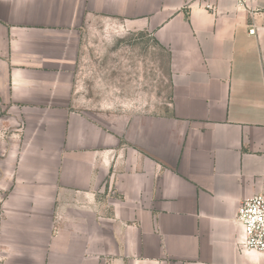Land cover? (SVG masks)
Segmentation results:
<instances>
[{
    "label": "crops",
    "instance_id": "crops-1",
    "mask_svg": "<svg viewBox=\"0 0 264 264\" xmlns=\"http://www.w3.org/2000/svg\"><path fill=\"white\" fill-rule=\"evenodd\" d=\"M99 19L169 55L139 147L81 109ZM261 192L264 0H0V264H264L237 247Z\"/></svg>",
    "mask_w": 264,
    "mask_h": 264
},
{
    "label": "rangeland",
    "instance_id": "rangeland-1",
    "mask_svg": "<svg viewBox=\"0 0 264 264\" xmlns=\"http://www.w3.org/2000/svg\"><path fill=\"white\" fill-rule=\"evenodd\" d=\"M81 109L109 124L131 145H141L149 117L171 98L169 55L151 33L104 19L83 31L82 69L75 76Z\"/></svg>",
    "mask_w": 264,
    "mask_h": 264
},
{
    "label": "built area",
    "instance_id": "built-area-1",
    "mask_svg": "<svg viewBox=\"0 0 264 264\" xmlns=\"http://www.w3.org/2000/svg\"><path fill=\"white\" fill-rule=\"evenodd\" d=\"M243 5L246 0H230ZM204 9L215 12L214 4L207 3ZM236 222L242 229L237 247L242 252L264 255V192L244 200L238 208Z\"/></svg>",
    "mask_w": 264,
    "mask_h": 264
}]
</instances>
